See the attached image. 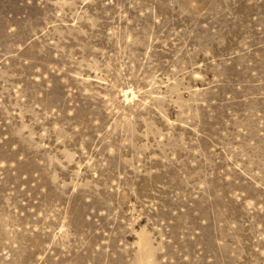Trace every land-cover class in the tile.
I'll use <instances>...</instances> for the list:
<instances>
[{
	"label": "rangeland",
	"instance_id": "obj_1",
	"mask_svg": "<svg viewBox=\"0 0 264 264\" xmlns=\"http://www.w3.org/2000/svg\"><path fill=\"white\" fill-rule=\"evenodd\" d=\"M0 264H264V0H0Z\"/></svg>",
	"mask_w": 264,
	"mask_h": 264
}]
</instances>
